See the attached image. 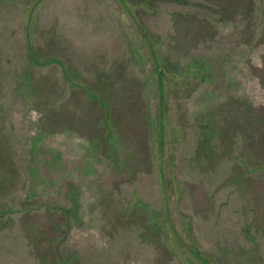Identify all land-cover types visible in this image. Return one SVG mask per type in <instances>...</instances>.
Returning a JSON list of instances; mask_svg holds the SVG:
<instances>
[{
    "label": "rangeland",
    "instance_id": "rangeland-1",
    "mask_svg": "<svg viewBox=\"0 0 264 264\" xmlns=\"http://www.w3.org/2000/svg\"><path fill=\"white\" fill-rule=\"evenodd\" d=\"M202 260L264 264V0H0V264Z\"/></svg>",
    "mask_w": 264,
    "mask_h": 264
},
{
    "label": "water",
    "instance_id": "water-1",
    "mask_svg": "<svg viewBox=\"0 0 264 264\" xmlns=\"http://www.w3.org/2000/svg\"><path fill=\"white\" fill-rule=\"evenodd\" d=\"M140 32H141L142 36L145 38V40H147V38H146V36L144 35L143 31L140 30Z\"/></svg>",
    "mask_w": 264,
    "mask_h": 264
},
{
    "label": "trees",
    "instance_id": "trees-1",
    "mask_svg": "<svg viewBox=\"0 0 264 264\" xmlns=\"http://www.w3.org/2000/svg\"><path fill=\"white\" fill-rule=\"evenodd\" d=\"M202 264H210V263H207L205 260H202L200 261Z\"/></svg>",
    "mask_w": 264,
    "mask_h": 264
}]
</instances>
